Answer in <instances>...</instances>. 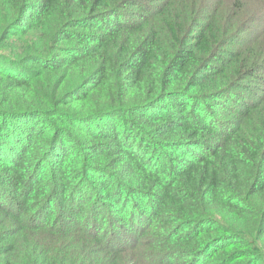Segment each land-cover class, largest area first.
<instances>
[{"label":"trees","instance_id":"1","mask_svg":"<svg viewBox=\"0 0 264 264\" xmlns=\"http://www.w3.org/2000/svg\"><path fill=\"white\" fill-rule=\"evenodd\" d=\"M0 264H264V0H0Z\"/></svg>","mask_w":264,"mask_h":264}]
</instances>
